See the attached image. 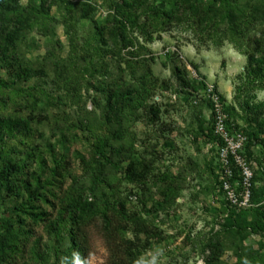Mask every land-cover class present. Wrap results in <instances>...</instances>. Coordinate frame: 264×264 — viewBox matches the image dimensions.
I'll return each instance as SVG.
<instances>
[{"label": "rangeland", "instance_id": "374dc122", "mask_svg": "<svg viewBox=\"0 0 264 264\" xmlns=\"http://www.w3.org/2000/svg\"><path fill=\"white\" fill-rule=\"evenodd\" d=\"M139 1L0 8V23L19 24L0 42L5 160L18 167L0 191V264H66L70 242L53 222L79 200L93 203L76 231L86 264H264V147L250 145L256 198L231 211L208 100L214 88L234 121L264 138V89L238 90L251 54L264 60V0ZM116 85L120 137L106 118ZM246 103L261 107L258 120ZM99 138L119 167L98 159Z\"/></svg>", "mask_w": 264, "mask_h": 264}, {"label": "trees", "instance_id": "16d2710c", "mask_svg": "<svg viewBox=\"0 0 264 264\" xmlns=\"http://www.w3.org/2000/svg\"><path fill=\"white\" fill-rule=\"evenodd\" d=\"M47 0H42V2H46ZM148 0H140L139 5H143L147 2ZM181 4L183 2H193L192 0H181ZM8 3H14L15 5H10V7L15 6L17 8V2L16 0H0V8H9L7 5ZM197 6V0L194 1L193 6ZM227 7H230L229 10H232L231 4L226 2ZM162 14H166L170 16V13L164 11ZM229 16L232 18V28L233 29H241L237 18L238 15L235 11H232L229 13ZM128 20L129 18H123V19H118L117 21L120 23L119 25V35L122 38V40H126L127 38V27H128ZM9 21L7 22H1L0 23V42H10L15 38V32L17 30V27L19 24H16L14 28H11L12 25ZM100 32L103 34V29L100 28ZM127 43V42H126ZM264 60L256 57L255 54H251L250 60L248 63L247 71H246V76L244 77V80L242 81V84L238 87V90L240 92H246L247 94L252 90V88L256 89H264ZM187 84H189V81H186ZM216 91V90H215ZM217 92V91H216ZM124 92L122 91V88L119 85L114 86L113 91L108 95V101L106 105V118L109 124H113L117 126V131L114 133L116 136H121L120 134V117L117 114L119 111V103L123 99ZM242 96V95H241ZM221 99L224 101L225 100L221 97ZM211 104V103H210ZM226 106V103H225ZM212 108V106L210 105ZM244 112H246L248 115L253 114L254 120H258L259 116L261 114V107L258 105H250L249 103H246L242 105L241 107ZM226 112L229 115V120H231L233 123V126L235 127L236 130H239L243 132L245 135H247L248 141L246 143L245 147V156L247 159L252 163L253 166V161L252 157L254 156L252 148L250 145L254 146H262L264 147V138L262 137V129L263 128H257L253 131H247L243 129L237 122L234 121V116L235 113L232 111V109L228 108L227 106L225 107ZM7 123L0 119V191L4 190L6 187H9L10 180L12 179V176L18 167L15 165H10V161L5 160V150H6V143L7 141L5 140L6 137L9 136L8 131L5 129ZM263 123H260L259 126L262 127ZM232 126V127H233ZM23 129L26 134H31L33 131L30 123L26 120L23 124ZM212 134H213V127H212ZM213 137L218 140L214 134ZM106 141L103 138H99L97 142L95 143V150L96 154L98 155V159L101 161H104L105 164L112 166V167H119L117 163H115L111 156L108 154V149L106 146ZM16 150H20L17 148ZM255 160V157H253ZM3 159V162H2ZM24 164H27L26 161L23 162V166L21 169L24 168ZM130 170L132 171L133 174L137 173V168L134 169L133 165L132 167L130 166ZM261 170H263V167H261ZM17 172V171H16ZM140 176H144V173L141 172L139 173ZM131 179V177H129ZM100 178L97 176H92L91 177V184L93 187H97L98 183L100 182ZM221 181V180H220ZM37 182L40 183V181L37 178ZM221 192L224 195V192L222 191V188L220 187ZM255 170H254V187H253V195L251 202H253V199L256 198L255 194ZM31 200V199H30ZM224 204L227 206V208L231 209V211L238 210L241 208H238L236 206L230 205L231 203L224 198ZM93 205L92 202L87 201V200H79L76 204L72 206L68 210V219H64V212L61 217L57 218L56 222H53V227L52 230L55 232V234L59 237V240H63L64 234L67 236V241L69 239L68 246H67V256H66V264H86L85 261V256H84V247L81 244V240H79V237L77 236V229L78 225L80 224V217L85 218L88 209ZM246 207H243L242 209H245ZM247 209V208H246ZM66 222V223H65ZM257 227L259 230L264 231V219H259L257 221ZM231 228H235L234 224L230 225ZM247 229V226L245 227ZM112 264H120L118 262H114Z\"/></svg>", "mask_w": 264, "mask_h": 264}, {"label": "built area", "instance_id": "2783aa9c", "mask_svg": "<svg viewBox=\"0 0 264 264\" xmlns=\"http://www.w3.org/2000/svg\"><path fill=\"white\" fill-rule=\"evenodd\" d=\"M208 100L212 106L213 134L218 139V154L223 167L220 187L230 205L246 207L251 203L254 187V169L244 154L247 135L235 129L224 101L214 88H209Z\"/></svg>", "mask_w": 264, "mask_h": 264}]
</instances>
